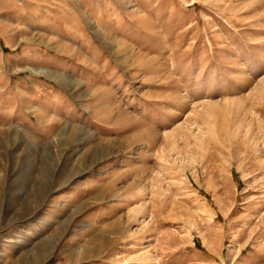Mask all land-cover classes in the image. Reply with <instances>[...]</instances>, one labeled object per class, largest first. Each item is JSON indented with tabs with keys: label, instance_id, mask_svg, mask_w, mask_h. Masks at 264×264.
<instances>
[{
	"label": "rangeland",
	"instance_id": "rangeland-1",
	"mask_svg": "<svg viewBox=\"0 0 264 264\" xmlns=\"http://www.w3.org/2000/svg\"><path fill=\"white\" fill-rule=\"evenodd\" d=\"M72 1L0 0V264H264V0Z\"/></svg>",
	"mask_w": 264,
	"mask_h": 264
},
{
	"label": "crops",
	"instance_id": "crops-1",
	"mask_svg": "<svg viewBox=\"0 0 264 264\" xmlns=\"http://www.w3.org/2000/svg\"><path fill=\"white\" fill-rule=\"evenodd\" d=\"M49 0H38L39 2V10H40V14H44V15H47L48 16V7L44 6L42 3L46 4ZM57 6L59 4L60 7H56L57 8V12H58V15H59V20L56 22L58 23V26L60 27V30L58 31L62 36L60 38H62L61 40H66L65 38L67 37V33H66V29L65 27L67 25H71L70 23L68 24V22L65 21V7L66 6H70V0H53ZM72 1V0H71ZM103 1V0H102ZM72 2H75L76 3V6L78 8H81V7H85V6H82V1L81 0H73ZM29 5V4H28ZM31 6H34L33 4H30ZM29 9L33 10L32 8L33 7H28ZM27 8V9H28ZM47 16H46V19H47ZM76 21H77V25L80 24L81 22V18L80 16H77L76 18ZM47 23V22H46ZM85 35L84 37H82L81 39L83 40H88V35L87 34H83Z\"/></svg>",
	"mask_w": 264,
	"mask_h": 264
}]
</instances>
